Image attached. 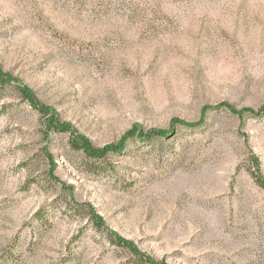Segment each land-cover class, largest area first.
Here are the masks:
<instances>
[{
	"label": "rangeland",
	"instance_id": "obj_1",
	"mask_svg": "<svg viewBox=\"0 0 264 264\" xmlns=\"http://www.w3.org/2000/svg\"><path fill=\"white\" fill-rule=\"evenodd\" d=\"M0 73V264H264V0H0Z\"/></svg>",
	"mask_w": 264,
	"mask_h": 264
},
{
	"label": "trees",
	"instance_id": "obj_2",
	"mask_svg": "<svg viewBox=\"0 0 264 264\" xmlns=\"http://www.w3.org/2000/svg\"><path fill=\"white\" fill-rule=\"evenodd\" d=\"M7 78H5L4 74L0 73V85L1 86L11 85V80L9 79V76H7ZM14 90L17 91V93H19L20 98H22L25 102L29 103L32 108H34L35 110L37 109V111L40 112V114L42 115V118L45 120L44 126L46 127L47 132L50 130L51 131H54V130L67 131L68 130L67 128L59 124L56 116L54 118L52 116L51 118L48 116L49 110L43 107L41 104H39L37 100H35L34 95L31 91H29L25 87H20L16 85L14 86ZM160 135L162 134L149 132L148 134L145 135V139L146 140L159 139ZM70 145L73 150L82 152L86 158L96 159V160H103L108 154L116 155L121 151V147L119 146L107 147L103 149L97 148L90 141L86 140L85 138L81 136L75 135V134L72 136ZM249 173L254 183L256 184V186L264 192V178L261 175L258 169V166L256 167L255 170H249ZM114 244L128 251L130 255H132L135 258V260L140 264H156L150 258L145 256V254L144 255L141 254L140 251H138V249L129 242L125 243L119 240V241H115Z\"/></svg>",
	"mask_w": 264,
	"mask_h": 264
}]
</instances>
